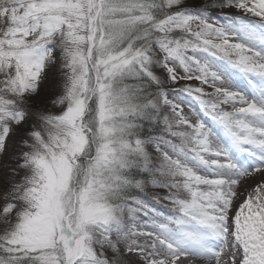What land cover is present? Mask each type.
Returning <instances> with one entry per match:
<instances>
[{
	"label": "snow or ice",
	"instance_id": "obj_1",
	"mask_svg": "<svg viewBox=\"0 0 264 264\" xmlns=\"http://www.w3.org/2000/svg\"><path fill=\"white\" fill-rule=\"evenodd\" d=\"M0 264H264V0H0Z\"/></svg>",
	"mask_w": 264,
	"mask_h": 264
},
{
	"label": "rangeland",
	"instance_id": "obj_2",
	"mask_svg": "<svg viewBox=\"0 0 264 264\" xmlns=\"http://www.w3.org/2000/svg\"><path fill=\"white\" fill-rule=\"evenodd\" d=\"M185 111L187 112V111H189V108H188V106H185Z\"/></svg>",
	"mask_w": 264,
	"mask_h": 264
}]
</instances>
